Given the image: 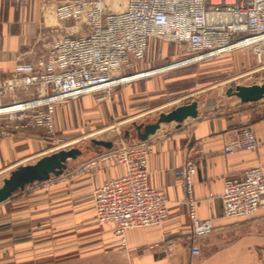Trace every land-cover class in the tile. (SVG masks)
Returning a JSON list of instances; mask_svg holds the SVG:
<instances>
[{
    "label": "crops",
    "instance_id": "0c3cea01",
    "mask_svg": "<svg viewBox=\"0 0 264 264\" xmlns=\"http://www.w3.org/2000/svg\"><path fill=\"white\" fill-rule=\"evenodd\" d=\"M60 1L0 0L2 77H8L19 61H35L55 37L74 28L71 21L54 16ZM234 106L207 117H188L180 126L163 123L148 137V184L169 201L162 225L129 230L127 246L122 248L111 225L94 222L92 189L120 175L119 165L82 172L66 184L49 178L26 185L0 202V264H64L65 253L81 250L88 254L87 264H264V204L250 219L222 217L224 181L239 178L251 168L264 169V101L238 100ZM242 126L252 128L257 147L225 152V145ZM34 136L32 131L12 129L0 139V174L45 154L36 153L40 141ZM187 162L196 167L192 175L196 217L214 221L212 231L198 236L192 231L181 178L174 173ZM65 223L77 227L82 223L83 236L80 230L65 234ZM192 245L199 248L198 255L192 253Z\"/></svg>",
    "mask_w": 264,
    "mask_h": 264
},
{
    "label": "built area",
    "instance_id": "2783aa9c",
    "mask_svg": "<svg viewBox=\"0 0 264 264\" xmlns=\"http://www.w3.org/2000/svg\"><path fill=\"white\" fill-rule=\"evenodd\" d=\"M53 13L74 28L55 37L35 61H19L8 77L0 75V139L12 129H51L57 103L132 81L124 79L141 72L136 67L145 61L152 38L186 48L182 59L189 63L242 48L264 64V0H125L118 11L109 10L105 0H61ZM256 147L252 128L242 126L224 150ZM149 153L147 140L100 153L123 172L92 189L94 222L111 225L122 248L129 230L160 226L169 214L167 197L148 184ZM195 171V164L187 162L174 173L181 178L192 231L198 236L212 231L214 221L196 217ZM220 198L223 218H252L264 204V169L227 178ZM191 251L200 252L196 245Z\"/></svg>",
    "mask_w": 264,
    "mask_h": 264
},
{
    "label": "rangeland",
    "instance_id": "374dc122",
    "mask_svg": "<svg viewBox=\"0 0 264 264\" xmlns=\"http://www.w3.org/2000/svg\"><path fill=\"white\" fill-rule=\"evenodd\" d=\"M105 1L111 11L122 9L125 2ZM187 55L188 51L183 46L152 38L145 61L136 67L141 73L137 72L126 78L132 81L57 103L51 129L32 126L23 128L36 133L33 139L40 141L35 150L37 154H49L56 148L79 147L82 150L80 156L67 162V168L60 175H51L50 179L61 180L66 184L82 172L93 173L100 167L113 166L109 158L100 157V153L86 149L91 139L111 140L112 148L103 150L104 153H109L124 143L135 140L133 122L153 121L159 112L192 100L198 102L197 118L222 113L233 109L235 102L239 100L236 96H228L227 88L260 83L264 79V64L258 63L248 49L240 48L192 63L182 59ZM141 76L144 77L138 78ZM260 100L264 101V96ZM162 127L170 129L166 124ZM125 130L129 132L128 138L124 137ZM39 157L41 156L27 162L33 163ZM92 159L96 161L95 164L87 167ZM8 174L9 172L0 174V185L2 177H7ZM85 201L88 202L89 198L86 197ZM70 226L65 223V234L80 230V237L83 236L82 223L79 227ZM80 243L82 245L86 242ZM87 256L82 250L80 253H65L62 261L64 264H87Z\"/></svg>",
    "mask_w": 264,
    "mask_h": 264
},
{
    "label": "water",
    "instance_id": "95a60500",
    "mask_svg": "<svg viewBox=\"0 0 264 264\" xmlns=\"http://www.w3.org/2000/svg\"><path fill=\"white\" fill-rule=\"evenodd\" d=\"M226 94L228 96H236L242 103L258 101L264 96V79L260 83L236 85L234 88L229 87L226 90ZM197 116L198 102L192 100L188 103L177 105L168 111L159 112L153 121L133 122L135 130V140L133 142L147 140L163 123L175 122L176 126H180L188 117L196 118ZM124 137H129L128 130H125ZM112 146L113 142L111 140L91 139L86 149L99 154L104 149L112 148ZM81 154L82 150L79 147L58 149L49 154H43L33 163L17 166L2 181L0 202L8 199L14 191L23 189L26 185L46 181L51 175H60L67 168V162L75 160Z\"/></svg>",
    "mask_w": 264,
    "mask_h": 264
},
{
    "label": "bare ground",
    "instance_id": "6f19581e",
    "mask_svg": "<svg viewBox=\"0 0 264 264\" xmlns=\"http://www.w3.org/2000/svg\"><path fill=\"white\" fill-rule=\"evenodd\" d=\"M120 10H121V9H120ZM138 73H141V72H138ZM135 74H136V73H135ZM124 80H130V79H126V78H125ZM58 149H62V148H56V149H54V150H52V151H55V150H58ZM52 151H51V152H52Z\"/></svg>",
    "mask_w": 264,
    "mask_h": 264
},
{
    "label": "flooded vegetation",
    "instance_id": "af4514ba",
    "mask_svg": "<svg viewBox=\"0 0 264 264\" xmlns=\"http://www.w3.org/2000/svg\"><path fill=\"white\" fill-rule=\"evenodd\" d=\"M134 133H135V131H134Z\"/></svg>",
    "mask_w": 264,
    "mask_h": 264
}]
</instances>
